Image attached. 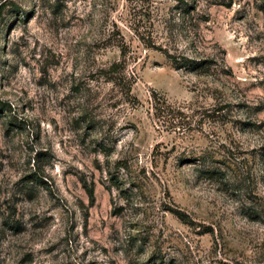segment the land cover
<instances>
[{
  "label": "rangeland",
  "instance_id": "374dc122",
  "mask_svg": "<svg viewBox=\"0 0 264 264\" xmlns=\"http://www.w3.org/2000/svg\"><path fill=\"white\" fill-rule=\"evenodd\" d=\"M177 5L0 0V264H264V0Z\"/></svg>",
  "mask_w": 264,
  "mask_h": 264
},
{
  "label": "trees",
  "instance_id": "16d2710c",
  "mask_svg": "<svg viewBox=\"0 0 264 264\" xmlns=\"http://www.w3.org/2000/svg\"><path fill=\"white\" fill-rule=\"evenodd\" d=\"M153 0H141L142 4H146V5H150L152 4ZM180 5H177L175 7V9H180V14L181 16L185 17V16H189L192 11L195 10L196 6H197V0H178ZM138 32V31H137ZM138 39L143 42L144 46H146L147 48H151V49H155L160 51L171 63L172 66L175 69H187L190 71H196V70H201L202 68H204V61H195L193 59H189L187 57H181L180 59L177 58L176 55H173L172 53H170L166 47L161 46L160 44H156V41H154V37H153V30L150 29L149 31L145 32V31H141V33H138ZM113 35V33H109L108 37L111 38V36ZM119 47V52H120V59L116 60V61H112L107 67H103L101 69H99V72H102V74H104V76H106L109 80H112V82L114 84H119L121 82V80H124V69H125V62H126V54H127V45H125V43L120 42L117 44ZM123 86H125V94L129 95L130 94V83L129 81H124ZM154 96V100L157 96L156 94L153 95ZM161 98V97H159ZM158 99V98H157ZM162 101L164 103H166V99L162 98ZM155 106L157 109H159L158 105H159V99L158 101L155 100ZM29 181L32 182L33 180H37V177L34 175H30L29 177ZM93 186L91 184V186L88 187L87 189V194L88 197L90 199V202H93ZM162 264V263H160Z\"/></svg>",
  "mask_w": 264,
  "mask_h": 264
}]
</instances>
